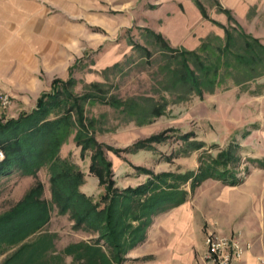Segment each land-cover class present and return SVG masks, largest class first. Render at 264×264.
Segmentation results:
<instances>
[{
	"label": "trees",
	"instance_id": "1",
	"mask_svg": "<svg viewBox=\"0 0 264 264\" xmlns=\"http://www.w3.org/2000/svg\"><path fill=\"white\" fill-rule=\"evenodd\" d=\"M193 1L201 16L215 23L207 15L202 3L199 0ZM215 5L217 12L224 14L228 22H235L228 10L217 2ZM221 27L225 32L223 44H219V38L208 36L201 41L196 51L172 49L160 33L144 29L153 37L163 54L168 55L163 57L166 60L159 66L162 79L157 83L160 90L153 96L139 95L122 99L103 91V86L99 83L86 85L88 92L74 95L72 89L77 81L72 74L83 60L79 59L69 69L68 79H55L50 90L37 99L32 111L21 113L17 118L0 119V150L4 156L0 162V177L13 172L34 176L43 164H47L50 172L49 201L43 198L42 183L36 181L16 204L0 213V257L12 250L5 256L2 264H66L67 258L71 264H120L127 259L122 257V252L136 247L137 239L129 234L132 233L129 232L131 224L122 219L119 207L127 202L132 205L137 203V191L150 190L146 192L150 195L143 208L147 206L165 212L183 204L189 197L186 190L177 188L181 185L179 183H189L191 194L196 186L207 179L219 181L226 186L241 183L236 174L227 168L228 161L221 163L209 154L207 161L199 158L200 167L195 172L182 175L150 173L151 178L138 190L137 186L133 189H119L106 153L118 156L121 151L136 149L149 141L160 143L169 137L168 133L177 131L163 130L138 144L136 142L129 148L119 150L96 139V134L116 131L119 125L106 130L97 128L95 120L86 118L83 109L86 103L98 102L122 116L124 124L144 127L165 117L171 105L187 102L194 95L200 98L205 93L212 95L216 86L222 82L219 77L222 76L221 71L234 85H246L263 76L264 46L239 27ZM239 41H242V46L237 44ZM212 42L213 48L210 45ZM235 44L239 48L232 51ZM131 46L141 51L147 60L151 58L152 53L143 46L134 42ZM239 65L249 70L242 71ZM119 66L116 63L104 71ZM235 70H238V76H235ZM179 88L183 93L178 94ZM71 134L75 147L80 149V157L84 158L86 153L89 154L88 174L96 178L98 185L103 187L99 200L81 192L85 175L76 159L70 156L69 159L61 160L57 156L60 147ZM179 140L189 147L190 152L198 151L205 145L204 142L197 141L190 132L180 135ZM231 149L230 147V151ZM232 159L236 161V157L232 156ZM256 163L264 168L261 160ZM221 165L222 169L219 167ZM54 208L61 215L68 213L74 221V228L85 226L96 232L98 238L95 243H72L58 253L54 235L42 232L49 224ZM100 241L107 244L112 251L111 255L106 254L98 245Z\"/></svg>",
	"mask_w": 264,
	"mask_h": 264
},
{
	"label": "rangeland",
	"instance_id": "2",
	"mask_svg": "<svg viewBox=\"0 0 264 264\" xmlns=\"http://www.w3.org/2000/svg\"><path fill=\"white\" fill-rule=\"evenodd\" d=\"M173 1L176 2V0ZM190 1L197 8L195 2L193 0ZM199 1L205 10L208 11L209 15H207L209 18L215 23L205 20L201 16L200 21L191 23L193 25L190 31L186 35L184 34L186 40L193 44L195 40L198 41V35L205 32V27L202 24V21L205 20L215 29V32L211 31L206 37L219 38V44H223L225 41V32L221 26L227 27L231 25V27H239L246 35L255 39L256 36H259L257 40L264 46V6L261 17L258 20L250 18L243 21L233 18L235 22H228L227 20L228 24H222L219 21L220 16L215 5L216 2H219L215 0ZM137 4V26L133 24L129 31L121 32L115 39L113 38L112 41H109L107 44L109 46L107 49L108 55H106L105 59H99L96 62V54L105 52L103 47L95 52H87V55L82 58L83 60L75 69L77 82L72 89L74 95H82L88 92L89 90L85 86L91 83H99L103 86V91L122 99L139 95L153 96L156 91L160 90L157 83L162 79V75L159 73V66L164 64L166 59L163 57L168 55L163 54L161 48L154 43L153 37L144 31V29H148L145 25L148 24L147 18H149V16L146 17L144 15V12H146L144 9L151 10L153 9L151 6H155L157 3L156 0H137ZM180 8L182 7L180 6ZM249 14V16L255 14V8ZM151 18L157 21L163 19L162 16L150 17L149 19L151 20ZM161 35L168 42L170 48L179 51H191L181 45L182 41L176 35L173 37V34H170L172 40L164 34ZM206 37L199 40V46ZM133 42L149 50L152 53L151 58L147 60L143 57L141 51L131 46ZM237 44L242 46V41ZM237 44L235 45L237 46ZM210 45L213 48V42ZM199 46L192 51L198 50ZM236 46L232 48V51H236L239 48V45ZM116 63L120 64L118 68L104 71ZM239 68L242 71L245 69L249 70L243 65H239ZM234 72L235 76H238L236 73L238 70ZM223 73L221 71L222 76H219L222 82L216 86L212 95L205 93L202 98L194 95L187 102L171 105L165 117L144 127L124 124L122 116L98 102L84 104L85 116L95 120V127L106 130L119 125L116 131L96 134V139L99 142L119 150L129 148L136 142L138 144L140 141L148 139L163 130L174 129L177 131V133H168L169 137L165 141L160 143L149 141L145 144L143 143V147L139 146L136 149L121 151L118 156L107 152L106 156L111 161L114 180L119 189H133L137 186L138 190L141 185L146 184L151 178L150 173L154 175L161 173L182 175L186 172H195L200 167L199 158L202 157L204 161H207L209 154L221 163L225 160L228 161L227 168L231 169L236 174V177L241 180L240 184L253 171L257 172L264 169L256 163L258 160L264 162V75L246 85H234L230 78L225 77ZM177 92L178 94L183 93L180 88ZM15 113L17 114L19 111ZM101 116L104 117L102 118ZM188 132L193 134L197 141L204 142V147L198 151L190 152L189 147L179 140L180 135ZM230 147L232 151H230ZM184 152H188L187 154L189 155H185ZM57 156L61 160L69 159L70 156L76 159L80 170L85 175V183L80 188L81 192L99 200L103 194V187L98 185L96 178L88 174L89 154L86 153L84 158L80 157V149L75 147L72 134L60 147ZM230 156L231 159L229 158ZM232 156L236 157V161L232 159ZM219 167L222 169L223 165ZM36 181L42 183L43 198L49 201L50 172L47 164H43L34 176L22 175L18 172L1 176L0 213L9 210L16 204ZM211 181L212 183L209 184L210 186L206 185L207 187L203 186H205V182H209L208 179L201 182L195 187L192 194L190 193L189 183H179L181 185L177 187L179 190L188 192L187 201L195 212V220L197 221L199 213L200 215L206 213L209 218L218 221L220 229L214 233L222 237L230 235L232 230L242 232L243 238L246 239H254L253 237L260 233L264 235V229L262 228L260 231L256 223H254L253 215L248 205L238 206L234 201H228L223 204L213 198L214 192L211 188L215 184L213 182L216 181ZM217 184L222 183L218 182ZM147 191L150 190L145 192L137 191V203L132 205V203L127 202L119 207L122 219L128 220V223L131 224L129 232L132 233L129 234L137 239L136 247L131 250L125 249L122 252V257L127 259L120 264H137V260H135V258L137 259L135 257L137 252H132L131 255H128V252L134 249L139 253L154 249L164 250L168 239L167 231L164 230L166 228L161 225L163 224L161 222L162 217L166 216L165 213L176 218L184 216V213H177L172 211V209L159 212V210L154 208L151 209L152 207L150 206V208L147 206L143 208L147 197L150 195L149 192L146 193ZM256 199L259 200L257 194L254 195V200L257 201ZM153 207H155L154 204ZM260 211L264 216V210ZM208 230V225L203 226L202 235H205ZM42 232L54 235V245L58 253L62 252L63 248L69 244L80 241L94 244L98 238L96 232L85 228V226L80 229L74 228V221L70 218V215L68 213L61 215L56 208L51 211L50 222ZM98 245L106 254L111 255L112 251L107 244L100 241ZM11 252L12 250L0 257V264H2L5 256ZM65 262L66 264H71L69 258Z\"/></svg>",
	"mask_w": 264,
	"mask_h": 264
},
{
	"label": "crops",
	"instance_id": "3",
	"mask_svg": "<svg viewBox=\"0 0 264 264\" xmlns=\"http://www.w3.org/2000/svg\"><path fill=\"white\" fill-rule=\"evenodd\" d=\"M215 1L228 10L234 19L243 21L250 18L258 20L264 6V0ZM174 2L156 0L157 4L151 6L153 9H144L149 13L144 12L146 17H163L161 21L147 18L148 24L145 26L155 33L166 35L170 40L171 33L173 37L176 35L182 41L181 45L192 51L199 46L200 39L211 31L215 32V29L203 20L205 32L198 35V41L195 40L194 44L189 42L185 35L192 27L191 23L200 21L201 14L190 0ZM253 8L255 14L249 16ZM137 10V0H0V90L12 97V104L2 119L17 118L21 113L32 111L40 95L50 90L52 82L55 79H68L69 69L87 52H95L103 47L105 52L96 54V62L105 59L109 41L129 30L133 24L137 26ZM218 15L219 21L227 24V17L222 13ZM72 77L76 79L75 70ZM17 111L19 113L16 114ZM208 181L203 187L210 186L212 181ZM218 182H213L215 184L211 188L213 198L223 204L234 201L238 206L248 205L254 223L260 231L264 229V216L260 211L264 210V169L253 171L237 186L227 187ZM256 194L259 196L257 201L254 200ZM172 211L184 213V216L176 218L165 213L166 216L161 218V225L167 231L165 249L144 253L134 249L128 252V255L137 252V264L200 263L205 252L203 226L208 225V232L214 233L220 229V224L206 213H199L196 221L195 212L188 201ZM232 235L244 247L240 259L232 264H262V233L254 239L243 238L240 231L232 230L228 236ZM246 245H249L248 249Z\"/></svg>",
	"mask_w": 264,
	"mask_h": 264
},
{
	"label": "built area",
	"instance_id": "4",
	"mask_svg": "<svg viewBox=\"0 0 264 264\" xmlns=\"http://www.w3.org/2000/svg\"><path fill=\"white\" fill-rule=\"evenodd\" d=\"M12 104L11 95L0 90V118L8 111ZM3 152L0 150V162L3 160ZM205 252L199 264H232L234 260L240 259L244 252V247L235 236L222 237L213 232H207L204 236ZM246 249L249 245L245 246ZM264 264L263 260H260Z\"/></svg>",
	"mask_w": 264,
	"mask_h": 264
}]
</instances>
